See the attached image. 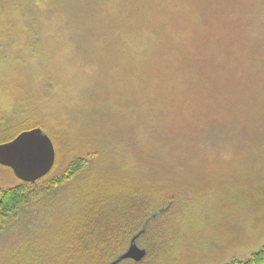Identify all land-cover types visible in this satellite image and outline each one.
Returning <instances> with one entry per match:
<instances>
[{"label":"rangeland","instance_id":"374dc122","mask_svg":"<svg viewBox=\"0 0 264 264\" xmlns=\"http://www.w3.org/2000/svg\"><path fill=\"white\" fill-rule=\"evenodd\" d=\"M171 1L0 0V141L18 129L40 128L55 152L49 178L71 160L95 154L84 185L53 192V204L32 198L11 216L0 232V264H30L26 248L42 249L44 259L67 245L62 218L66 214L67 224L77 218L71 194L109 177L118 211L139 190L160 191L141 198L150 204L140 212L144 220L169 205L136 240L148 253L140 264H227L264 245L261 0H241V27L229 19L210 35L216 47L228 49L238 48L241 35V52L233 50L241 67V108L215 110L205 122L194 91L177 88L164 72L165 61L176 58H165L171 48L164 43L177 40L166 42L163 16ZM202 1L193 0L194 11ZM138 41L156 57L134 56ZM167 134L179 139L175 153L163 150ZM19 183L0 166V189ZM169 188L178 192L171 204L163 198ZM47 203L50 211L41 208Z\"/></svg>","mask_w":264,"mask_h":264},{"label":"trees","instance_id":"16d2710c","mask_svg":"<svg viewBox=\"0 0 264 264\" xmlns=\"http://www.w3.org/2000/svg\"><path fill=\"white\" fill-rule=\"evenodd\" d=\"M193 5V0H172L170 10L163 16L166 21L165 33L169 36L166 42L177 38L176 44H180L181 41L190 43L185 46H177L178 48L172 47L176 44L164 43L171 48V52L165 58H172L174 54L176 55L175 59L165 61L164 72L167 78L176 84L177 88L184 87L187 91L189 88L188 92L194 91L199 101L194 102L199 105L198 110L205 122L209 121V117L216 115L215 110L241 108V67L236 65L234 59L236 52L233 51L239 49L241 52V35L236 42L238 48L228 49L227 46L218 48L209 39L214 30L224 29L219 23L223 24L229 19L241 27V0H203L195 11ZM153 6L156 9V6ZM260 6L261 10L264 9V0H261ZM152 10H154L152 7H147L148 12L154 13ZM259 14H263V12ZM212 19H217V23L215 21L211 23ZM259 25L264 28V22ZM162 37L159 35V38ZM231 43L235 42L231 41L224 45ZM142 44L141 41L132 43L131 51L135 54L134 56L156 57L153 47L148 51H141ZM162 47V44L156 45V48ZM262 73L263 90L264 62ZM176 107L180 108L177 103ZM22 131L23 129H18L0 143L13 140ZM175 138V134L173 136L167 134L163 143L164 151L168 153L178 151L177 141L179 139L175 140ZM94 158L95 154L75 158L69 162L62 173L55 177L49 178L47 174L35 183L20 182L14 187L0 189V232L6 223H9V219L16 217L21 209L28 206L30 199H37L36 202L39 204L41 200L47 198L53 204L54 199L57 198L54 197L53 192L63 190L65 186L73 184L72 188H68L69 193L76 185L79 187L84 185L91 177V172L87 175L84 172L88 170L89 163ZM45 178L47 180L44 181ZM103 180L102 186L86 187V189L77 187L75 192H83L71 194V203H73L74 214L77 218L75 223L73 218L68 219V224L66 223V214L62 218L65 223L62 234L66 237L64 242L67 245L55 253L49 251L48 256L44 259L40 256L42 249L28 251L26 248V252L32 255L30 264H108L127 249L134 235L141 230H144L141 236L145 235L150 224L161 215H165L169 209V205L158 209L145 220L140 215L142 210L149 211L147 206H150V204L140 203L141 198L151 193H159L160 191L157 189L151 193L139 190L133 198L126 199L124 206L118 211V197L113 196L115 193L114 178L109 177V180L106 178ZM33 185L40 186L34 190ZM170 189L165 191L163 198L171 204L177 199L178 192ZM52 204L47 203L41 208L47 206L45 210L50 211ZM63 207L66 213L65 202ZM93 208V216L98 215L95 218L91 214ZM66 230L70 231V235L65 233ZM146 257H148V253ZM227 264H264V245L246 260H233Z\"/></svg>","mask_w":264,"mask_h":264},{"label":"water","instance_id":"95a60500","mask_svg":"<svg viewBox=\"0 0 264 264\" xmlns=\"http://www.w3.org/2000/svg\"><path fill=\"white\" fill-rule=\"evenodd\" d=\"M54 147L40 128L22 131L13 140L0 144V166L5 167L22 183H35L45 177L54 165ZM144 232L134 235L128 248L108 264H120L131 260L141 262L146 251L136 245V240Z\"/></svg>","mask_w":264,"mask_h":264}]
</instances>
